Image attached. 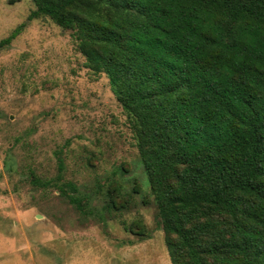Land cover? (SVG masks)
<instances>
[{
  "label": "trees",
  "instance_id": "trees-1",
  "mask_svg": "<svg viewBox=\"0 0 264 264\" xmlns=\"http://www.w3.org/2000/svg\"><path fill=\"white\" fill-rule=\"evenodd\" d=\"M33 2L132 118L172 264H264V0Z\"/></svg>",
  "mask_w": 264,
  "mask_h": 264
},
{
  "label": "rangeland",
  "instance_id": "rangeland-1",
  "mask_svg": "<svg viewBox=\"0 0 264 264\" xmlns=\"http://www.w3.org/2000/svg\"><path fill=\"white\" fill-rule=\"evenodd\" d=\"M36 9L0 0V42L27 24L0 49V264H172L132 118Z\"/></svg>",
  "mask_w": 264,
  "mask_h": 264
}]
</instances>
